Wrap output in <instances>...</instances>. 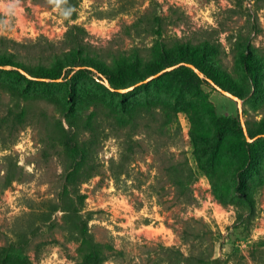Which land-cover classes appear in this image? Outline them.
<instances>
[{"label": "rangeland", "instance_id": "rangeland-1", "mask_svg": "<svg viewBox=\"0 0 264 264\" xmlns=\"http://www.w3.org/2000/svg\"><path fill=\"white\" fill-rule=\"evenodd\" d=\"M63 1L0 0V47L47 64L76 25L98 59L137 55L157 74L190 69L176 43H206L198 54L217 83L181 69L114 89L94 71L38 83L0 68V264H79L86 235L102 264H181L179 253L264 264V0H68L73 19ZM74 129L96 175L70 204Z\"/></svg>", "mask_w": 264, "mask_h": 264}, {"label": "trees", "instance_id": "trees-1", "mask_svg": "<svg viewBox=\"0 0 264 264\" xmlns=\"http://www.w3.org/2000/svg\"><path fill=\"white\" fill-rule=\"evenodd\" d=\"M58 3V0H54ZM68 0H64L63 3H59L60 7L64 10V15L67 19H73L75 13H73V6L69 7ZM85 31L72 25L68 28L64 35L63 44L59 49V52L53 53L50 58V63L37 62L26 63L24 60L16 57L15 54L7 47H0V68L7 73L20 74L17 70L22 71L24 74L31 78H36L38 83L43 82L46 79L57 80L58 78H67L64 74L67 73H81L93 71L98 75L99 79L108 82L111 88L125 89L136 84L138 79H142L148 75L156 74L160 68H158L152 59H143L137 55L132 60L122 57L112 60L110 63H106L104 59H98L99 55L95 49L84 41ZM202 48L206 47V43L202 45ZM199 47H183L180 43L174 45V52L176 53L177 61L179 63H186L193 65L203 77L211 79L217 83V79L213 73L208 69V66L204 62L203 55H199ZM161 56L163 60L168 57L169 53L164 54V48L160 47ZM165 62V61H164ZM242 62L245 70L252 71L249 60L246 53H242ZM170 68V67H169ZM17 69V70H15ZM167 69V68H166ZM187 69L191 71V68H186L185 64L179 66L173 71H166L164 75H168L177 70ZM64 75V76H63ZM138 77H137V76ZM25 77V75H22ZM198 80V76L195 74ZM203 81V80H202ZM67 111H63L65 117L68 119L70 128L73 126L78 127L77 114L71 107L67 108ZM264 132V131H262ZM86 141L81 140L78 137L76 130L67 131L63 140V147L67 154L72 158L71 168H69L64 174V183L62 187L61 197H64L70 204H74L73 195L77 194V189L80 183H83L95 176L96 174L91 169H86L87 159L89 157V148L86 146ZM247 145V142H244ZM175 180L173 182L180 186L182 190L187 191V185L185 182L186 171H178L175 169ZM241 178L240 175L238 179ZM80 251L81 260L79 264H102L105 261L104 252L101 250V245L93 240L90 235H86L82 242ZM10 254L13 250L8 251ZM181 258V264H214L216 261L211 262L209 257H205L202 254L193 255L179 253ZM21 264H29L24 261Z\"/></svg>", "mask_w": 264, "mask_h": 264}, {"label": "water", "instance_id": "water-1", "mask_svg": "<svg viewBox=\"0 0 264 264\" xmlns=\"http://www.w3.org/2000/svg\"><path fill=\"white\" fill-rule=\"evenodd\" d=\"M186 66H188V67H190L191 69H193L201 78H203V75L193 66V65H190V64H186ZM174 67H170V68H167V69H164L163 71H161V72H159V73H157V74H155V75H153V76H151V77H149L148 79H146L144 82H148V81H150L151 79H153V78H156V77H158L162 72H164V71H168V70H171V69H173ZM212 83V82H211ZM140 83H138V84H136L135 86H138ZM223 94H225V95H227V96H229V97H231L232 99H234V100H237V98L234 96V95H232V94H230V93H228V92H226V91H223V90H220ZM240 117H241V114H240ZM242 129H243V132H244V134H245V136H246V140H250L249 138H248V136H247V134H246V128H245V126H244V124L242 123Z\"/></svg>", "mask_w": 264, "mask_h": 264}]
</instances>
